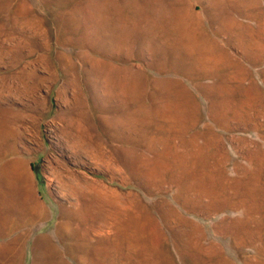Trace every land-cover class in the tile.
I'll return each instance as SVG.
<instances>
[{
    "label": "rangeland",
    "instance_id": "obj_1",
    "mask_svg": "<svg viewBox=\"0 0 264 264\" xmlns=\"http://www.w3.org/2000/svg\"><path fill=\"white\" fill-rule=\"evenodd\" d=\"M11 76L45 79L0 92L30 105L19 156L49 212L0 235L22 237L15 264L40 236L59 242L74 187L139 217L154 263L264 264V0H0ZM70 119L81 147L64 141ZM126 252L115 262L144 259Z\"/></svg>",
    "mask_w": 264,
    "mask_h": 264
},
{
    "label": "bare ground",
    "instance_id": "obj_2",
    "mask_svg": "<svg viewBox=\"0 0 264 264\" xmlns=\"http://www.w3.org/2000/svg\"><path fill=\"white\" fill-rule=\"evenodd\" d=\"M110 23L112 27L115 25L112 20ZM44 80L42 76H11L8 82L0 81V89L10 91L24 88L27 93H32L33 89ZM128 80L124 78L125 84L129 83ZM29 106L27 104L18 106L15 99H10L0 92V235H9L17 229L31 227L49 217L48 208L34 194L26 162L19 156L20 144L24 139L20 131L22 130L20 123L28 120L26 112ZM74 119L67 120L63 124L64 141L73 147H81L88 137L83 132L81 122ZM55 171L58 173L57 169ZM72 191L76 194V203L71 204L70 207H63L57 227L59 242L49 235L40 236L35 241L33 264H118L114 260V253L120 251H127L126 255L134 252L143 256L144 259L136 264L156 263L153 256L157 253L158 246L151 243L147 226L139 217L131 211L123 216L113 203L103 199L104 192L101 190L86 192L82 188L74 187ZM113 214L115 220H110ZM20 238L22 237H13L0 245L2 264L17 263L16 252L20 245ZM65 254L75 262L64 260ZM122 257L126 256L122 255ZM124 263L129 264L127 260ZM168 263H171L170 258ZM119 264H123V261Z\"/></svg>",
    "mask_w": 264,
    "mask_h": 264
}]
</instances>
